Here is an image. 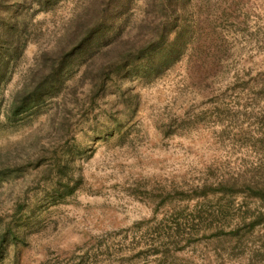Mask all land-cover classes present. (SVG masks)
<instances>
[{"label":"rangeland","instance_id":"374dc122","mask_svg":"<svg viewBox=\"0 0 264 264\" xmlns=\"http://www.w3.org/2000/svg\"><path fill=\"white\" fill-rule=\"evenodd\" d=\"M39 1L0 0V42L6 22L22 34L0 66V234L17 238L0 264H264V196L247 189L264 190V0ZM100 23L60 89L8 118L33 71ZM219 183L239 191L195 194Z\"/></svg>","mask_w":264,"mask_h":264},{"label":"trees","instance_id":"16d2710c","mask_svg":"<svg viewBox=\"0 0 264 264\" xmlns=\"http://www.w3.org/2000/svg\"><path fill=\"white\" fill-rule=\"evenodd\" d=\"M51 1L52 0H40L39 3L45 8V6H47V4ZM162 6L165 5L162 4ZM166 12V16H168V19H165L166 22L160 25L159 28L158 26L156 27L158 29V42L155 41L156 44L153 43L152 46H159L158 44H163L164 39L168 37L170 31L176 25V10L168 7L166 9ZM3 25H5L4 32L6 36L0 42V66H6L5 68H7L8 63L12 60V53H18L19 51L22 34H20V26L17 27V25L14 23L6 22ZM106 29L107 28L102 23H100L99 25L95 24L91 28H86L81 42H79V45L76 44L71 46L70 49L62 51L61 54L57 57H47L48 59L46 58V61L43 62L42 67L33 71L34 73L30 77V79L22 84V87L16 92V95L13 97L12 102L8 106V113L6 114V116L8 118L16 117L17 120L19 115L28 111H34V109L42 106L46 99H48L60 89L65 76L71 70V65L74 59H76V57L80 55L83 45L87 44L89 46L95 41L101 43L102 45L104 41H106ZM180 39L181 35L178 32L172 40L173 43H176L174 45L171 44V50L169 51L170 58L166 60L165 64L168 62L170 63L174 58L177 57L178 49H180V47H178V42L180 41ZM150 42L154 41L151 40ZM151 51L152 50L150 49L149 51L144 52V54L141 51L138 55L135 56V58L140 59L145 54L152 55ZM120 60L121 64H119L120 66L117 69L126 67L125 65L127 64L128 58L126 56H123ZM58 157L59 156L55 155V172L60 174L62 173L63 169L68 168H64V165L61 166ZM55 184V195L59 198L64 195H69L73 190L72 187H69L68 183H66L62 189L58 187V182H55ZM247 189L252 195L264 196V190H255L252 187ZM236 191L239 190L235 189L233 186L222 183H219L214 187L205 184L198 190V192H195V194L205 195L208 192L226 193ZM256 222L258 221H254L253 223ZM8 239L14 241L17 240L15 232L10 230L9 228L6 231L2 232V234H0V251L2 249L1 245H3V243H5Z\"/></svg>","mask_w":264,"mask_h":264}]
</instances>
